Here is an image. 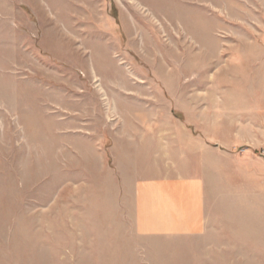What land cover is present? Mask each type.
I'll return each mask as SVG.
<instances>
[{
  "label": "rangeland",
  "instance_id": "rangeland-1",
  "mask_svg": "<svg viewBox=\"0 0 264 264\" xmlns=\"http://www.w3.org/2000/svg\"><path fill=\"white\" fill-rule=\"evenodd\" d=\"M0 264H264V0H0Z\"/></svg>",
  "mask_w": 264,
  "mask_h": 264
},
{
  "label": "crops",
  "instance_id": "crops-1",
  "mask_svg": "<svg viewBox=\"0 0 264 264\" xmlns=\"http://www.w3.org/2000/svg\"><path fill=\"white\" fill-rule=\"evenodd\" d=\"M156 187L162 189V192L165 194L175 197L176 200L180 198L179 195L185 194L186 197L184 198L185 201L183 202V205L185 207L184 209H186V215L187 217L192 216V221L197 222L198 224L197 220H199L203 208V200L200 198V192L203 189V185H201L200 182H196L195 180L186 181L185 183L179 181H167L156 184ZM197 226H199V224Z\"/></svg>",
  "mask_w": 264,
  "mask_h": 264
}]
</instances>
